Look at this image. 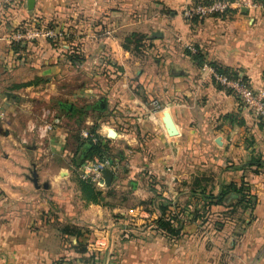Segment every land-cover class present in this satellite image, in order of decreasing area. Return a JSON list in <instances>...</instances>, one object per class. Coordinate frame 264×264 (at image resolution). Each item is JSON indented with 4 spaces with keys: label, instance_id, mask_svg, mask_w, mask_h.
Masks as SVG:
<instances>
[{
    "label": "crops",
    "instance_id": "obj_1",
    "mask_svg": "<svg viewBox=\"0 0 264 264\" xmlns=\"http://www.w3.org/2000/svg\"><path fill=\"white\" fill-rule=\"evenodd\" d=\"M192 1L34 0L28 11L26 0H0V264H264V118L218 87L207 65L233 69L252 87L264 84V0L190 26L180 18ZM143 9L148 13L141 15ZM33 19L68 36L36 38L12 50L7 36ZM135 31L158 48L176 34L183 46L196 45L206 63L196 66L184 54L177 62L172 54L166 106L151 126L139 124L132 133L113 121L99 123L95 132L114 143V168L107 166L114 171L110 185L97 187L99 202H86L70 172L75 132L56 116L47 141L28 142L32 102L39 100L17 90L43 84L70 125L76 120L69 116L86 106L81 129L95 120L90 111L117 116L110 89L95 95L82 86L100 67L109 68L105 82L124 85L125 73L111 75L110 65L118 71L137 65L123 47ZM72 52L83 58L80 64L66 59ZM81 98L87 104L73 103ZM100 100L106 109L96 108ZM165 110L176 135L166 132ZM32 168L48 188L33 186ZM242 183L241 194L231 188Z\"/></svg>",
    "mask_w": 264,
    "mask_h": 264
},
{
    "label": "rangeland",
    "instance_id": "obj_2",
    "mask_svg": "<svg viewBox=\"0 0 264 264\" xmlns=\"http://www.w3.org/2000/svg\"><path fill=\"white\" fill-rule=\"evenodd\" d=\"M204 0H193L192 2L188 4H193L197 2H203ZM231 2L234 1V6L229 8V11H226L221 14L209 16V17H222L225 14L232 12V10H236L235 8H239L241 5H250L249 1H255V0H230ZM257 2H260L261 0H256ZM162 7V6H161ZM147 10V9H146ZM143 15L144 13H148V11H145L144 9L142 10ZM164 12L168 14L170 12V9L165 8ZM142 17V16H141ZM208 18V17H206ZM182 22L185 24H189L190 26L195 25V23L198 22L199 19H190V18H184L183 16L180 18ZM48 26H52V24L47 23ZM165 28L168 27L166 21L163 24ZM193 28V27H192ZM133 33V32H132ZM135 35L131 36L130 42L128 43V51L130 53V60L132 62L134 59H137V65L134 66H129L126 69H121V71H118L116 66L111 64L110 66L112 67L113 71H110V74H115V76L123 75L122 73H125V78L123 79L124 85H120L116 83H111L109 85L108 81H104L103 78H108L109 74L107 71H109V68L106 67H100L97 70H92L95 73V78L94 75H92V78H86L84 86H82V89L84 91L90 90V88H93L95 90V95H101L103 92V88H107L108 90L110 89V93L112 94V102H109L110 108L114 109L117 114H110L107 111L101 112V114L97 111H95L93 114L90 111V117L95 120H93V123H104V122H112L116 124L118 128L125 129L127 131H131L132 133L139 132L140 130V125H147L151 126V123L154 124V116L164 109L166 106V101H167V86L170 84L169 81V76L167 74V71L169 70V67H171L170 63L173 62L170 59H173L172 54H176L174 57V60L177 61V57L179 58L180 54L187 55L188 58L191 59V61L196 65V61L191 58V56L188 54V49L187 47L183 46L184 42L176 36H172L173 34L170 32L171 35H169V41L167 46L164 44L162 46L156 47L154 43L151 42L147 34H144L139 31L134 32ZM131 33H128V36H130ZM127 36V35H126ZM167 42V40H165ZM191 47L195 48V52L197 51L196 45L192 44H187ZM172 46V47H169ZM204 59V58H203ZM177 62H180L179 60ZM110 69V70H111ZM90 72V70H87ZM91 73V72H90ZM124 77V76H123ZM114 78V77H110ZM214 82V81H213ZM216 85L217 83L214 82ZM62 84V83H61ZM59 84L56 85L57 88L60 87H70L67 86L66 84ZM75 84V83H74ZM9 86V85H8ZM55 86V85H54ZM54 86H46L50 88H54ZM7 87V86H4ZM88 87V88H86ZM251 88L255 89L256 87ZM86 88V89H85ZM42 89H44L43 84H40L37 88L34 86L29 87V88H20L17 91L24 93L25 98L28 97H33L38 99L39 101L32 102V114L30 118L33 122H38L40 117L36 118L37 114L42 113L43 110L48 109L50 111L49 119H54L56 116H58L62 122V126L65 125V127H69V130L72 132H77L78 129L80 130L82 128V124L84 122L83 117L86 115L85 113L81 114V112H77L74 114V116H69L70 118H74L76 122L70 125V121H66V119L61 118L60 116L62 114H67L65 112L58 111V109L55 106L56 102V97H47L46 91L44 92ZM50 99V100H48ZM94 100V99H93ZM140 101H143V108L141 107ZM68 104V102L66 101ZM73 103L77 104H87L86 100L84 98L77 99L76 101H73ZM142 103V102H141ZM97 107V106H96ZM169 109V107H168ZM163 111V110H162ZM60 112V113H59ZM40 116V115H39ZM146 116H150L149 119H147ZM143 117V123H138V118ZM69 118V119H70ZM141 122V121H140ZM92 123V124H93ZM91 126V125H90ZM157 126V125H156ZM78 128V129H77ZM85 128V127H84ZM51 132L49 133V135ZM18 134H16L17 136ZM49 138V137H48ZM48 138L45 140L47 141ZM105 138V137H104ZM38 140L34 138L33 136L30 137L28 142L35 143ZM112 153L115 155V148H114V143L112 144V141L110 139V145ZM144 147H147V145H143ZM148 158L150 156H147ZM71 163V175H80L79 170H74L73 169V164L72 160L69 161ZM118 171L121 167L120 165L117 166ZM74 172V173H73ZM148 173H146L147 175ZM74 177H72L73 179ZM42 179L40 182L44 181L43 178H38ZM146 186L148 189H150L152 186H154V182L147 176V179L145 180ZM94 186L97 188L98 186L93 183ZM243 186V189H246L247 186L246 184H240ZM106 185L104 184V187ZM154 188V187H153ZM153 196H156L152 192ZM150 198V197H149ZM150 200V201H149ZM152 199H148V203H151ZM165 203V202H164Z\"/></svg>",
    "mask_w": 264,
    "mask_h": 264
},
{
    "label": "built area",
    "instance_id": "obj_3",
    "mask_svg": "<svg viewBox=\"0 0 264 264\" xmlns=\"http://www.w3.org/2000/svg\"><path fill=\"white\" fill-rule=\"evenodd\" d=\"M234 6V1L230 0H211L210 2H197L185 5L181 14L184 18L203 19L209 16L217 15L228 11ZM66 31H61L55 27L48 26L46 22H38L36 19L32 20L31 25H20L18 29L7 36V41L27 42L36 38H46L52 41H57L61 38L67 37ZM190 52H195V48L186 45ZM205 65V64H204ZM236 78H230L224 74H219L211 68L212 80L217 84L231 90V93L237 102L244 108L250 110L257 118H264V84L258 88H251L249 82L242 78V74L237 73ZM50 111L43 110L38 122H29L27 131L31 132L34 137L43 142L49 137V133L53 131L54 124L52 118L49 119ZM80 136L83 138H90L91 141L96 140L94 134L89 133L87 128L80 130ZM110 163L107 159L102 162L85 161L79 166L80 177L89 178L98 187L104 186V179L101 170Z\"/></svg>",
    "mask_w": 264,
    "mask_h": 264
},
{
    "label": "trees",
    "instance_id": "obj_4",
    "mask_svg": "<svg viewBox=\"0 0 264 264\" xmlns=\"http://www.w3.org/2000/svg\"><path fill=\"white\" fill-rule=\"evenodd\" d=\"M210 1L211 0H204L203 2H210ZM192 19L196 20L197 18H192ZM133 35H135L134 32L131 33L130 36L127 35L124 37V39H123V47L124 48L128 49V43L130 42V38ZM10 47L14 51H18L19 49L23 48L22 42H19V41H12L10 44ZM196 48H197V46H196ZM187 52L191 56V58L196 61L198 66H202L204 63H206V62H204L203 55L198 48H197L196 52L192 53L189 50ZM66 59L69 60V62L72 65L80 64L83 60V58L80 56V54L75 53V52L68 53L66 55ZM207 65H209L215 72H217L219 74H224L230 78H236L238 76L237 71L230 69V68H227V67H224V66H222L216 62H209V63H207ZM242 78H244V77H242ZM217 86L224 89L226 92L231 93L230 89L225 88L220 84H217ZM86 109H87V107L83 106L79 109L76 108L75 111L79 112V113L81 112V114H83L86 112ZM97 109L101 110L100 107H97ZM104 109H106L105 104H104ZM112 111L110 114H112ZM98 126L99 125L97 123H93L91 126L87 127V130L89 131V133H92V134H94V136H96L95 141H91L90 138H83L82 136L79 135V132L75 133V138L78 142V146H77V151L75 152L76 154H74L71 158L72 164L75 167H79L86 160H91L94 162H102L104 159H107L108 161H111L109 166L114 168L113 163H114V159L116 156L112 153L111 147L109 146L110 140L100 136L99 134H97L95 132L96 129L98 128ZM74 180H75V182L78 186V189L81 193L82 199H84L86 202H91V203L99 202V200L101 199V191L94 186L93 182L89 178H82L79 175H76ZM231 188L234 189V191L238 194L239 193L241 194V192L243 190L242 185L231 186ZM227 190H228V187L223 190V194ZM242 198H243V196H240L241 201H242ZM218 199H221V197H219ZM160 219H159V222L162 221ZM70 231L71 230L68 227L63 228V232H69L70 233Z\"/></svg>",
    "mask_w": 264,
    "mask_h": 264
},
{
    "label": "water",
    "instance_id": "obj_5",
    "mask_svg": "<svg viewBox=\"0 0 264 264\" xmlns=\"http://www.w3.org/2000/svg\"><path fill=\"white\" fill-rule=\"evenodd\" d=\"M33 5H34V0H26V8L28 11L32 10ZM153 36H158V34L154 33ZM5 94L8 95V92L6 91ZM97 107H100V109L104 108V102L102 100H100L97 104ZM162 122L164 124V127H165L168 135L173 136V135L177 134L176 127L172 121V118H171L169 111L165 110L163 112ZM109 163H111V161H109ZM101 173H102L105 185H107V186L110 185V183L112 181V177H113V171L109 167H105L101 170ZM29 180L32 182V184L35 188L46 189L49 187V183L46 180L43 182H38V175H37L36 170L34 168L30 169V171H29Z\"/></svg>",
    "mask_w": 264,
    "mask_h": 264
}]
</instances>
